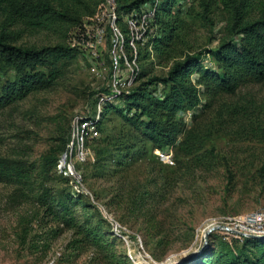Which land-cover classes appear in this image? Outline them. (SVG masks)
Returning a JSON list of instances; mask_svg holds the SVG:
<instances>
[{
    "label": "trees",
    "instance_id": "obj_1",
    "mask_svg": "<svg viewBox=\"0 0 264 264\" xmlns=\"http://www.w3.org/2000/svg\"><path fill=\"white\" fill-rule=\"evenodd\" d=\"M102 1L0 0V62L13 68L17 75L14 82L2 88L0 109L53 86L60 76L58 62L73 58L76 53V50L64 44L42 47L16 45L18 30L23 28L66 34L83 18L92 17ZM114 2L118 15L125 16L152 0ZM223 4L230 17L229 37L220 41L217 48L207 51V56L215 59L216 67L203 66L199 57L201 54H197L187 55L183 60L173 63L164 77H147L143 72L140 73L136 82L143 81L115 102H123L125 108H119L114 102H105L101 113V122L108 114L116 113L133 133L121 132L122 137L116 139L105 135L92 140L95 162L90 176L116 180V187H111L112 196L107 205L121 212L122 218L125 212L133 217L145 237V244H152L157 251L158 255H153L156 261H162L170 251L172 240L165 225L169 222L176 226V216L167 210H156L164 203V194H161L163 189L155 190L158 181L149 178L146 173L144 183L135 186L128 177L130 167L149 158L146 142L151 143L152 149H163L173 146L181 136L176 147L175 166L171 170H164L162 165L153 162L150 173L156 171L157 176L167 183L168 176L190 175L196 166L214 170L218 156L213 149H203L212 134L211 129L199 126L188 130L184 124L175 121V115L198 109V114L192 115V121L196 122L199 113L204 112L207 105H200L198 85L235 96L238 89L247 83H264V0H223ZM178 5L177 0H160L153 21L158 35L149 41L155 51L160 50V45L169 47L177 35L180 27L173 19L172 8ZM158 84L164 90L160 97H156L153 92ZM93 94L95 92L90 96ZM98 94L101 92L92 97L94 107ZM246 105L247 109L258 111V114L241 127L248 135L254 136L256 144L264 146V103ZM139 141L140 145L137 146ZM65 144L63 135L56 151L42 160L18 156L0 158V183L12 186L15 200H21L34 209L28 215L30 220L26 228L29 231L26 230L25 238L36 237L39 238L37 242L48 245L65 232H70L67 248L73 249L78 255L90 253L86 264H131L124 251L118 247V239L110 233L96 209L84 197L71 192L67 179L55 175L57 154L64 149ZM254 155L257 159L259 153ZM180 157H192L193 160L184 162L180 161ZM261 159H264V155ZM223 160L226 161V158L223 157ZM252 162V168L258 171L261 161ZM223 166L231 168L227 162ZM261 169H264V164ZM229 175L232 177L233 173ZM157 197L162 203H158ZM125 200L135 209H125L122 206ZM146 204L151 207L146 209ZM193 230L186 227L183 235L187 237ZM203 243L197 250L199 254L184 264H264V235L259 238L227 239L210 234ZM187 246L183 245L181 249Z\"/></svg>",
    "mask_w": 264,
    "mask_h": 264
},
{
    "label": "rangeland",
    "instance_id": "obj_2",
    "mask_svg": "<svg viewBox=\"0 0 264 264\" xmlns=\"http://www.w3.org/2000/svg\"><path fill=\"white\" fill-rule=\"evenodd\" d=\"M105 1L100 3V11L99 8L97 11L100 21L92 22L85 17L66 34L37 32L23 28L18 30L16 45L42 47L64 44L69 49L76 50V53L73 58L58 62L60 76L53 86L38 90L25 99L0 109V158L18 156L28 160H42L46 155L56 151L63 135L67 144L70 123L74 117L93 115L92 97L104 90L107 92L111 66L109 50L112 34L106 26L108 10ZM177 1L179 5L172 8V13L180 28L169 47L160 45L161 51H155L149 43L150 39L158 35L153 22L147 28L132 30V35L125 27V16H120L117 28L127 39L125 43L128 39L132 41V46L130 45L128 49L124 47L125 59L134 61L137 76L143 72L147 77H164L173 63L183 60L187 55L201 54L199 57L203 66L213 69L216 67L215 59L207 56V51L217 48L220 41L229 37L230 17L223 0ZM98 33L101 40L96 44V52L91 54L79 39L82 35L93 38ZM75 41L80 42L79 47H71ZM16 77L13 68L7 67L5 62H0V97L2 88L14 82ZM140 81L137 80L135 87ZM196 88L199 90L200 105L204 103L207 105L204 112L199 113L196 122L192 121V115L198 114V109L178 113L175 115V121L184 124L188 130L192 127L197 129L199 126L211 129L212 134L203 149H213L218 156L214 170L196 166L190 175L181 177L172 175V178L168 176L167 183L157 176L156 171L150 173L153 170V162L162 165L163 169L175 166L176 147L181 141L180 136L173 146L163 149H152L151 143L146 142L147 157L152 159L150 162L143 159L134 163L128 172L129 180H132L135 186L144 183L146 173L149 174V178L156 179L158 186L155 190L163 189L161 194H164L162 198L164 203L156 210H167L176 216V222L174 221L176 226L169 222L165 225L170 231L172 245L162 261L153 258V255L158 253L152 244L149 246L145 244V237L133 217L125 212L122 218L121 212L107 205L108 199L112 196L111 187H116V180L90 176L95 162L93 142L89 143L91 155L86 163L78 167L84 187L93 196L94 201L106 206L122 228L129 233L130 240L134 243L128 252L132 258L129 260L131 264L138 261L143 264H172L201 248L204 236L209 230L212 231L208 235L225 237L228 235L224 227H235L237 221L245 215L254 213L264 215V169H261L264 164V159H261L264 155V146L256 144L254 136L248 135L241 127L249 119L257 117L258 111L247 109L246 104L264 103V83H247L238 89L235 96L217 92L216 88L207 89L202 85ZM163 91V86L158 84L153 92L156 97H160ZM93 92L95 94L90 96ZM115 104L121 109L125 108L123 102ZM99 127L97 138L109 135L116 139L122 137L121 132L133 133L116 113L108 114ZM139 145L140 141L137 142V146ZM63 150L58 152L57 159ZM254 153H259L257 159ZM159 154L168 156L169 161H161ZM183 160L187 162L193 159L180 157V161ZM257 160L261 161L260 164L257 163L258 171L252 168L254 165L252 161L256 163ZM226 162L230 163V169L223 166ZM54 172L59 176L55 166ZM229 173H233V176L230 177ZM68 187L74 192L70 184ZM15 199L12 186L0 183V264L87 263L90 253L82 252L78 255L73 249L67 248L70 232H65L48 245L37 242L39 238L36 237L25 238L26 232L29 231V228H26L30 220L28 215L34 209ZM162 200H158V203H162ZM87 202L89 203L88 200ZM122 206L129 211L135 209L128 200H125ZM141 206L143 207V204ZM150 207L146 204V209ZM186 227L194 229L187 237L183 235ZM107 228L109 229L108 226ZM186 244L187 248L181 249ZM118 247L127 256L126 247L119 239Z\"/></svg>",
    "mask_w": 264,
    "mask_h": 264
},
{
    "label": "built area",
    "instance_id": "obj_3",
    "mask_svg": "<svg viewBox=\"0 0 264 264\" xmlns=\"http://www.w3.org/2000/svg\"><path fill=\"white\" fill-rule=\"evenodd\" d=\"M159 2L160 0H152L151 3L143 5L139 10L131 11L129 14L125 15L124 22L128 32L133 35L132 30L147 28L149 24L154 21ZM105 3L108 10L106 26L110 29L112 34L109 50L111 66L107 92L105 91V93L96 96L97 103L93 108L92 116H76L72 119L69 129V138L63 152L56 161L55 171L59 176L68 180V184L74 189V194L84 197L96 209L109 227L111 234L124 243L127 250V258L132 260L128 252L130 251L131 245L134 243L131 242L129 233L122 228L115 215L110 212L106 206L101 205L98 201H94L93 196L84 187L82 174L78 170V167L86 163L88 157L91 155L89 143L99 136V125L101 123L103 104L105 102L115 103L120 96L130 93L135 87L137 78L134 61H127L124 55V47L128 49L130 45L132 46V41L128 39L125 43L127 39L123 37L117 28L118 21L121 17L116 11L114 0H106ZM97 11L92 17L88 18L90 21H100L99 12ZM100 40L101 36L99 33L93 38L88 35H82L79 39V41H83L82 45H85L91 54L96 52V44L100 42ZM79 45L80 42L77 43L75 41L71 44V47H79ZM158 156L161 161H169V157L164 154H159ZM263 227L264 215L262 213L245 215L237 221L235 227H224V231L226 235H228L225 237L227 239H241L243 237L260 236L264 234ZM255 231L259 233L256 234Z\"/></svg>",
    "mask_w": 264,
    "mask_h": 264
},
{
    "label": "water",
    "instance_id": "obj_4",
    "mask_svg": "<svg viewBox=\"0 0 264 264\" xmlns=\"http://www.w3.org/2000/svg\"><path fill=\"white\" fill-rule=\"evenodd\" d=\"M212 230H209L206 235L204 236V240L203 242L206 241V238L208 237V234L211 232ZM251 237H254V238H259L261 236H251ZM200 251H196L194 253H192L191 255H188V256H183L182 258H179L177 261H174L172 264H184L185 262H188L192 259H194L195 256H197L199 254Z\"/></svg>",
    "mask_w": 264,
    "mask_h": 264
},
{
    "label": "bare ground",
    "instance_id": "obj_5",
    "mask_svg": "<svg viewBox=\"0 0 264 264\" xmlns=\"http://www.w3.org/2000/svg\"><path fill=\"white\" fill-rule=\"evenodd\" d=\"M191 255V254H190ZM136 264H143V262H141V261H138V262H136Z\"/></svg>",
    "mask_w": 264,
    "mask_h": 264
}]
</instances>
